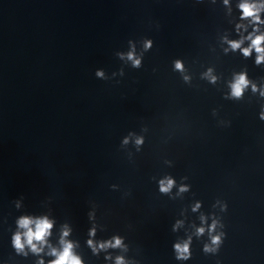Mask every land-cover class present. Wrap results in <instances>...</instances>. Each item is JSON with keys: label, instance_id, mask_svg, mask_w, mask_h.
Instances as JSON below:
<instances>
[{"label": "clouds", "instance_id": "9594fccd", "mask_svg": "<svg viewBox=\"0 0 264 264\" xmlns=\"http://www.w3.org/2000/svg\"><path fill=\"white\" fill-rule=\"evenodd\" d=\"M228 3V0H225V4ZM241 10V19H249V22L255 25L253 33H250L247 37H244L240 40L227 41L230 46V49L235 51L240 49L242 54L245 57L251 55L253 50L256 55V64L259 65L264 62V33L256 34L259 32V25L264 24V20H261L260 13L264 11V4H258L254 2V0H242V2L238 5ZM244 28L243 24L237 25V31ZM249 40L250 44L248 47L241 48V45L244 43V40ZM152 42L150 40H146L144 42V50L147 51L151 49ZM228 49H226L227 51ZM121 58H124V54H118ZM127 60L131 61L132 66L134 68H139L141 66V58H138L135 55L134 49L127 53ZM175 68L177 70H183L182 62L177 60L175 62ZM98 77L103 78V72L98 71L96 73ZM212 82H215V77H212ZM249 80L245 73H241L237 75L234 81L231 83V96L234 98H240L243 95L244 89L248 87ZM253 91H256V86L252 85ZM261 95H264V92H261ZM261 119H264V113L261 114ZM125 143H127V138H125ZM143 143L142 138H138L136 140V144L140 145ZM160 191L162 193H168L173 187L175 181L171 177H166L160 182ZM187 187L182 186L180 191H186ZM196 207H199L197 204ZM18 227L23 229L24 231H17L12 237V242L18 253L24 252L25 245L29 246L33 253H40L43 249L38 245H44L46 243V238L51 234V229L53 227V222L49 220L46 216L33 218L31 216H23L18 221ZM216 227V222L214 221L211 225L209 232L211 233ZM198 234H202L204 232L203 228L197 230ZM69 234V230L65 226V230L63 231L62 236L66 237ZM90 236L95 235V228L90 229ZM223 235V234H221ZM221 235L212 237V244L219 245L221 243ZM62 250L57 251L56 249H52L49 253L52 256H55L56 259L51 261L50 264H82L80 258L76 256L72 249L73 244L70 241H66L62 238L61 240ZM123 244L122 238L119 236L113 237L111 240L103 241L99 243H94L92 239L88 240V245L93 249L94 253H98L101 250H106L108 248H118ZM175 251L177 253L176 258L180 260H187L190 257L189 252V242H184L183 244H176ZM205 252L215 251L214 248L205 245ZM26 254V253H25ZM39 264H43L41 260ZM116 264H126L123 257L116 258Z\"/></svg>", "mask_w": 264, "mask_h": 264}]
</instances>
